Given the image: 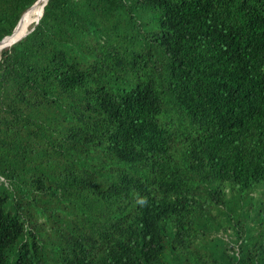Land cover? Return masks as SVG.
Instances as JSON below:
<instances>
[{"label": "trees", "instance_id": "16d2710c", "mask_svg": "<svg viewBox=\"0 0 264 264\" xmlns=\"http://www.w3.org/2000/svg\"><path fill=\"white\" fill-rule=\"evenodd\" d=\"M21 37L0 264H264V0H49Z\"/></svg>", "mask_w": 264, "mask_h": 264}, {"label": "bare ground", "instance_id": "6f19581e", "mask_svg": "<svg viewBox=\"0 0 264 264\" xmlns=\"http://www.w3.org/2000/svg\"><path fill=\"white\" fill-rule=\"evenodd\" d=\"M49 0H41L39 1L24 17L23 20L20 22L17 30L15 31L14 35L6 40L7 43L12 42L14 39H18L21 37L26 31L28 30L27 25L34 24L38 19L41 18L45 5L48 3ZM8 47V46H7Z\"/></svg>", "mask_w": 264, "mask_h": 264}, {"label": "water", "instance_id": "95a60500", "mask_svg": "<svg viewBox=\"0 0 264 264\" xmlns=\"http://www.w3.org/2000/svg\"><path fill=\"white\" fill-rule=\"evenodd\" d=\"M39 1H41V0H38L31 8H29L23 15H22V17H21V19H20V21H19V23H18V25L16 26V28H15V30L13 31V33H12V35H10V36H7V37H5L1 42H0V50H2V49H4V48H6L7 46H11V45H13V44H15L17 41H19L20 39H14L12 42H10V43H7L6 42V40L8 39V38H10V37H12L13 35H14V33H15V31L17 30V28H18V26H19V24H20V22L22 21V19H23V17L39 2ZM47 5V4H46ZM45 5V6H46ZM43 13H44V11H43ZM42 16H43V14H42ZM41 16V17H42ZM41 19V18H40ZM40 19H38L37 21H36V23L35 24H37L39 21H40Z\"/></svg>", "mask_w": 264, "mask_h": 264}, {"label": "rangeland", "instance_id": "374dc122", "mask_svg": "<svg viewBox=\"0 0 264 264\" xmlns=\"http://www.w3.org/2000/svg\"><path fill=\"white\" fill-rule=\"evenodd\" d=\"M31 23H32V22H31ZM31 23H30V24H28L26 28H28L29 26H31V25H32ZM260 193H261V192H257V193H255V195H256V196H259V195H260Z\"/></svg>", "mask_w": 264, "mask_h": 264}]
</instances>
